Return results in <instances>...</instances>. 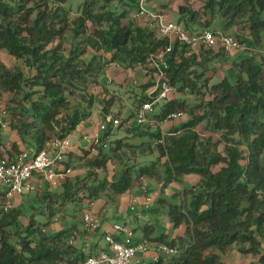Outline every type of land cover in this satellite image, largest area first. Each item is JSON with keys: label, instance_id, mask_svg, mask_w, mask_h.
I'll return each instance as SVG.
<instances>
[{"label": "trees", "instance_id": "trees-1", "mask_svg": "<svg viewBox=\"0 0 264 264\" xmlns=\"http://www.w3.org/2000/svg\"><path fill=\"white\" fill-rule=\"evenodd\" d=\"M11 1L13 4L0 3V50L26 70L0 61V96L11 93L12 101L20 97L21 111L13 112L10 125L5 123L23 145L31 144L37 150L48 137L68 136L90 117L99 101L94 92L99 87L98 76L110 63L146 68L150 55L169 44L155 29L136 23L132 14L138 0H125L119 11L107 7L111 0H103L107 4L98 8V0H83L80 14L73 19L64 7L65 0ZM195 1L178 5L177 22L193 32L198 27L210 29L219 16L223 32L235 28L247 33L248 38L238 33L232 36L241 43L247 41L248 49H257L260 60L251 54L234 61V82L222 78L208 85L202 78L204 69L220 51L174 42L165 56L168 81L179 91L202 92V97L192 106L184 99L166 101L156 117L162 120L170 111H183L187 120L165 134L158 128L152 132L149 126L125 128V133L141 138L139 142L111 141L114 132L107 130L102 143L82 147L75 156L84 158L88 171L76 181L69 175L54 193L50 186L46 188L39 198H48L45 221L37 222L33 213L25 234L14 243L8 228L17 223L21 209L14 207L0 217V264H79L95 254L74 242L77 235L89 236L95 231L80 230L75 221L69 227L42 233L51 225L48 215L53 214L52 202L59 188H65L63 197H70V202L82 197L94 201L103 195L113 201L149 178L166 187L188 175L197 176L198 181L181 190L180 203L158 199L167 206L169 222L175 229L183 226V233L168 239L164 233L152 236L153 224L142 226L145 238L177 247L178 253L148 264H227L223 255L232 245L241 254L256 255L258 264H264V0H198L203 1L201 9L193 8ZM87 22L94 26L92 32L87 31ZM69 33V47L64 49ZM152 84L148 79L141 85L140 102L151 99L146 90ZM107 110L106 105L101 109L103 119H107ZM198 125L220 134V139L204 135ZM123 147L133 157L154 158L119 164ZM21 151L16 142L8 147L0 142V157L12 158ZM110 163L115 164L114 175H109Z\"/></svg>", "mask_w": 264, "mask_h": 264}, {"label": "rangeland", "instance_id": "rangeland-1", "mask_svg": "<svg viewBox=\"0 0 264 264\" xmlns=\"http://www.w3.org/2000/svg\"><path fill=\"white\" fill-rule=\"evenodd\" d=\"M0 1H1L0 3H2V1L3 2L8 1L9 3L13 4V1L11 0H0ZM83 2H84L83 0H65V2L63 3L64 7L69 12V16L72 19L76 18L80 14ZM184 2L185 0H155L154 5L156 7L155 8L156 10L165 11L168 18H170L173 21H177L178 19L177 7L178 5L183 4ZM103 4L105 5L107 3L103 0H98V2H96L95 4V8L96 7L98 8L99 6ZM124 5H125V0H111L110 4L107 7L113 6V8L116 7L117 10L119 11L121 10V8H123ZM202 6H203V1L196 0L195 3L193 4L194 9H201ZM135 8H136L135 6L132 7L133 10H135ZM132 15L130 16L132 17ZM136 23L143 27L149 26L151 29H155V25L147 23L145 19H141L140 21H137ZM182 24L184 28H186L184 23ZM93 29H94V26L90 22H87V31L92 32ZM197 29L199 30L200 28L198 27ZM210 29L215 30V31H224L223 20L219 16H216L211 22ZM226 32L232 35L235 33H238L239 35H242V37L248 38L247 33H245L244 31L237 32L235 28L229 29ZM66 39L67 41L64 44V49L69 47L68 43L70 39V33L69 35H67ZM247 43L248 42L246 41V44ZM217 51H220L219 52L220 55L206 64L207 68L204 69V75L202 76L203 79L205 80L207 79L208 85H211L212 83H215L221 80L222 78H228L231 82H234L235 72H236V69L233 63L234 61L251 56V54L256 56L255 57L256 61L260 60V52L257 49H254L252 47L250 49H245V50H235L231 53H224L219 48H215V52ZM262 51L264 52V49H262ZM0 61H2L7 66H12L15 63L19 64L18 61L15 60V58H13L11 55L1 50H0ZM113 64L114 66H112L111 68L106 67L105 71L99 74L98 76L99 87H96L94 90V92L98 94L99 96V101L93 106L90 117L87 120L82 121L83 123H81L79 132H80V129L83 127H88V131H89L93 126L97 125V123L100 122L99 116L97 114V110L100 111L104 105L108 106L107 116L119 117L122 115H126V116L130 115L133 106L141 101L139 99L141 95L139 92H142L143 89L140 86L141 84L145 83L148 79H150V77H148V75L144 73V69L140 66H134V67H137V69L134 70V67H125L119 63H113ZM19 65L21 66V68L25 69L22 64H19ZM136 70L143 71V76ZM200 70L198 69V71ZM139 79H142L144 82L141 84H137L133 82L134 80L137 82ZM150 87H152V85ZM201 97H202V92L198 94L197 92H191L189 88H187L184 91H179L176 88V92L174 94L169 96L166 100H160L158 104L154 106V108L156 112H160L165 101H169L171 99H184L186 103H188L189 106H192L196 102H199ZM205 97H207V95H205ZM12 98H13V94L11 93H3L0 96V119L8 123L9 125L13 117V112L16 111L17 113L18 111H21V108H20L21 106L18 102L20 100V97L17 100L14 99V101H12ZM14 105H16V107H14ZM103 117L104 116H101V119H103ZM185 120H187L186 114L183 118L162 123L161 126L159 127V130L162 131L163 134H165L167 131H170L171 129L180 127V125ZM146 127L147 126L144 125L140 128H146ZM197 130L201 131L204 135L211 134L210 132L205 131L201 125L197 126ZM10 131H11V128H10ZM10 131H2V132H6L7 134ZM153 131H155V128H152V132ZM76 132L78 133V131ZM211 135L213 136L214 139H220V134L214 133ZM90 137L91 135L84 138L85 140L82 139L81 141V146L84 147L85 149H89L91 147ZM118 138H121L123 142H126V143L127 142H139L141 140V138L131 136L130 133H126L125 135L124 131H119V133L112 136L111 141H114V139H118ZM3 140L6 141L5 138H3ZM108 149H109V142H108ZM80 151H81V148L79 151L77 149L78 153ZM71 153H72L71 156L73 158L71 160V167H72V174L70 176L72 177L71 181L80 180L84 177L88 169L85 166L86 164L84 163L85 161L83 157L78 158L77 156H75L76 152H71ZM120 153H122L121 156L123 157V159L121 160L119 164H123V165L131 164L133 162H141V163L145 161L148 162L151 158H154V156L152 155L133 157V155L128 151L127 147H123L120 150ZM114 165L115 164H112V163L109 164V175H114L115 173ZM39 181H40V184L42 185L41 187H39L38 190L27 189L26 192L22 195L23 201L20 205L22 215L19 217L16 224L8 228L10 235H11V240L14 243H16V240L19 239L21 235L25 234V231H24L25 227L27 226L29 222V218L33 213L35 214L34 218L36 219L37 222H43L47 219L46 212H49L48 210H46L47 209L46 207L48 204L47 202L48 198L46 197L43 201H40L39 198L41 199V195L44 192H46L47 187L50 186L51 190L49 191L53 193H54L53 189L57 187L49 185L45 180L39 179ZM197 181H198V177L195 175L188 176V177L186 176L183 178L182 182L180 183L172 182L168 184L166 187H164L162 181L149 178L145 180L146 189L150 193L149 194V198H150L149 209L143 210L142 208H140L139 205H137L136 207L137 210H135L133 213H136V214L138 213L139 215H151L152 213L156 212L158 214L151 215L149 217H142V218L136 219V217H134L133 214H125L121 216L115 213L113 217H111L110 221H118V223H123L124 220H126L129 226L136 228L137 236H141L142 234L141 227L145 223H151L153 224L155 228L154 229L155 235L164 233L168 235V239H171L176 234L175 233L176 230L178 231V228L175 229L172 225L168 227L166 226V222L163 220V218H165V220L168 219L167 206L164 205L163 207H160L158 198L159 197L164 198L168 202H171V203H180L182 200V197L180 194L181 190L184 187H189L195 184ZM69 189H70L69 191L71 192L74 191L73 188H69ZM63 191H65L64 187L59 188L55 191L54 196L56 197V200L52 202L53 203L52 205L53 214L48 215L49 216L48 220L51 221V225L44 228V231L42 232L43 234H46V233L49 234L52 231H56L57 229H60V227L63 225H65L66 227H69L70 224H72L74 221L77 223L76 225L78 226V228L80 227L81 229L80 228L79 229L82 230L83 228H82L81 219H82L83 213L84 212L93 213L88 208L89 201L87 199H83L82 197L79 201L70 202L69 201L70 197H65V198L63 197L64 195ZM80 195L81 193H78V196ZM172 195H175V196H172ZM106 197L107 195H103L98 199H102ZM100 204L102 205V201H100ZM158 209H160V211H157ZM45 210L46 212H44ZM93 214L96 215L95 213ZM79 229L78 231H80ZM183 230H184V227L182 226L181 227L182 233H183ZM82 235L85 236V234L83 233ZM91 236L93 237L92 239H95V242L97 244L96 248H99L104 245L105 241H104V237L102 236V230L100 227ZM77 243H78V240H77ZM226 254H227L226 257L223 256V260L227 262L228 264L229 263L230 264H258L256 255L241 254L234 245H232L231 247L227 249ZM151 261L149 259H140V260H136L133 264H148Z\"/></svg>", "mask_w": 264, "mask_h": 264}, {"label": "built area", "instance_id": "built-area-1", "mask_svg": "<svg viewBox=\"0 0 264 264\" xmlns=\"http://www.w3.org/2000/svg\"><path fill=\"white\" fill-rule=\"evenodd\" d=\"M155 0H138L137 9L133 14L136 20L145 19L146 22L155 25V30L169 41L164 50H159L150 55L144 73L153 82L151 89L147 93L151 97L133 106L131 114L128 116H107L97 124L96 131L91 135V144L102 143L103 133L107 130L114 132L118 128H130L140 125L151 128H158L164 122L174 121L184 117L183 111H170L162 120L156 117L154 106L160 100H166L176 92V87L172 85L167 77L166 70L168 62L165 59L166 53L171 51L172 44L179 42L187 44L192 48L220 47L226 53L235 50L248 49L245 43L237 41L232 34L223 31H213L205 28L190 32L184 28L182 23L173 21L168 16L155 9ZM166 102V101H165ZM1 127L6 128L7 124L0 121ZM162 133V131H161ZM86 138V137H85ZM74 146V141L70 136L54 135L48 137L40 149L29 148L22 150L12 158L0 157V217L8 213L16 206L15 197H22L27 189H31V181L34 178L45 180L49 185H60L69 175L72 174V167L68 163V154ZM103 147L107 143L103 142ZM141 192L146 193L144 186ZM145 208L149 206L150 198L145 197ZM138 203L135 195H130V209L133 210ZM82 228L86 232H93L99 229L100 219L93 213L84 212L81 219ZM112 231L104 234L106 248L95 254L89 255L79 264H131L138 253H145L154 246L156 254L152 261H157L159 255H175L178 253L177 247L164 243L152 242L146 238L138 239L132 227L125 223H113ZM159 254V255H158Z\"/></svg>", "mask_w": 264, "mask_h": 264}, {"label": "crops", "instance_id": "crops-1", "mask_svg": "<svg viewBox=\"0 0 264 264\" xmlns=\"http://www.w3.org/2000/svg\"><path fill=\"white\" fill-rule=\"evenodd\" d=\"M155 7V5H154ZM156 8V7H155ZM137 21H140V20H137ZM144 23V22H143ZM149 23V22H147ZM150 25V24H149ZM112 66H114L113 63H110L107 67L111 68ZM137 69V67H134V70ZM137 72H139L142 76H143V71H139V70H136ZM133 82L137 83V84H141L143 83L144 81L142 79H139L137 82L134 80ZM147 82V81H146ZM145 82V83H146ZM144 84V83H143ZM142 85V84H141ZM141 87V86H140ZM143 89V88H142ZM151 88H149L147 90L146 93L149 92ZM141 95L144 94V91L142 92H139ZM97 114L99 116V120H102L101 119V116H104V112H102L101 110L98 111L97 110ZM123 116H126V115H122ZM83 123V122H81ZM81 123L76 127V129L73 131L72 134H70L69 136L72 137L71 139L74 141V146L72 148V152H77V149L78 151L80 150V148H82L81 146V141L82 139H84L85 137H88L90 135H92L96 129H97V125L93 126L89 131H88V127H83L80 129V132H79V128L81 126ZM98 124V123H97ZM125 129L123 128H118L116 131H114V135L119 133V131H124ZM2 131H10V127H6V128H1L0 130V142L2 143V145L4 147H8L9 144L11 142H16L18 145H19V148H21L22 150H27L29 148H35L33 145H23L21 141H19V138L17 137V134L15 131L11 130L10 132H8L6 134V132H2ZM78 131V133L76 132ZM125 132V131H124ZM126 135V133H125ZM5 136V137H4ZM7 136V137H6ZM3 138L6 139V141L3 140ZM85 140V139H84ZM75 150V151H74ZM75 153V154H76ZM74 155V154H73ZM72 156H71V153L68 154V163L70 162L71 163V160H72ZM188 176H192V175H188ZM187 176V177H188ZM186 177V176H185ZM32 183V190H35L36 187H41L42 184H40V181H39V178H34L32 179L31 181ZM144 186L145 189H146V185H145V181L139 185V186H134L132 187L129 191H126L124 192L123 194L121 195H118L114 198L113 201H111L110 199H108L107 197L106 198H102V199H98V200H94V201H89V204H88V208L90 209L91 212L95 213L99 219H100V228L102 230V236L104 237V234L107 233L108 231H112L111 229V226L113 223H116L118 221H110L111 217H113V215L116 213L117 215H125V214H133L134 217H136V219L138 218H142V217H149L151 215H156L158 213L154 212L152 213L151 215H139L138 213H133L135 210H137V205L140 206V208H142L143 210H147L149 209V206L145 208V197L146 196H149V192L148 190L146 189V193H142L141 192V187ZM31 191V190H30ZM133 194L137 197L138 199V203L135 205V208L133 210L130 209V195ZM160 199V197L158 198ZM22 197H15V203H16V206L15 208H20V205L22 203ZM100 201H102V205L100 204ZM159 202V201H158ZM160 207H163L164 205H162L160 202ZM150 205V203H149ZM157 211H160V209H158ZM132 212V213H131ZM163 220L166 222V226H171L172 224L169 222V220H165V218H163ZM125 224L128 225V223L126 222V220H124ZM145 224H151V223H145ZM144 224V225H145ZM129 226V225H128ZM132 227V226H130ZM80 228V227H79ZM81 229V228H80ZM132 229L134 230L135 232V235H136V228L135 227H132ZM58 230V229H57ZM141 236H137L136 237L138 239L140 238H143L144 237V234H143V230H142V227H141ZM176 234L175 235H181L182 234V231H181V227L178 228V231L176 230L175 232ZM96 234V233H95ZM94 234V235H95ZM93 235V236H94ZM155 234H152V236H154ZM174 235V236H175ZM91 235H77L76 239H74V242L77 243V240H78V245L81 244V246L84 248V250L86 251H89V250H93V252L97 253L98 251L106 248V243H104L103 246L99 247V248H96L97 244L95 242V239H92L93 237ZM96 236V235H95ZM145 238V237H144ZM148 239V238H146ZM149 241H152V242H157V241H154V240H150L148 239ZM159 243V242H158ZM87 248V249H86ZM157 252H156V249L154 246H151V249L148 251V252H145V253H138L137 256L133 259V261L131 262V264H133L136 260H140V259H149L150 261L152 260V257L153 255H155ZM159 255V254H158ZM226 253L223 255L226 257ZM163 255H159V258L162 257ZM227 263V262H226ZM228 264V263H227ZM230 264V263H229Z\"/></svg>", "mask_w": 264, "mask_h": 264}]
</instances>
